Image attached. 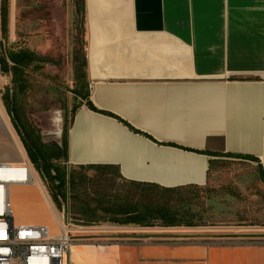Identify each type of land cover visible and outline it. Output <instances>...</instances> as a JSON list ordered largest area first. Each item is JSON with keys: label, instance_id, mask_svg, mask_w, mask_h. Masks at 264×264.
I'll return each instance as SVG.
<instances>
[{"label": "crops", "instance_id": "crops-1", "mask_svg": "<svg viewBox=\"0 0 264 264\" xmlns=\"http://www.w3.org/2000/svg\"><path fill=\"white\" fill-rule=\"evenodd\" d=\"M84 8L87 88L97 110L82 99L75 110L69 166L109 165L128 181L200 186L214 153H231L256 157L264 177V0H84ZM27 158L0 103V163ZM17 185L30 194L13 202L9 191L11 213L27 218L42 204L56 214L46 188ZM30 224L60 233L48 220L17 225ZM228 230H85L68 261L264 264L261 234Z\"/></svg>", "mask_w": 264, "mask_h": 264}, {"label": "rangeland", "instance_id": "rangeland-1", "mask_svg": "<svg viewBox=\"0 0 264 264\" xmlns=\"http://www.w3.org/2000/svg\"><path fill=\"white\" fill-rule=\"evenodd\" d=\"M3 1L7 11L6 32L1 28ZM79 3L80 0H0L2 48H27L47 58L28 68L27 73L19 78L18 86L14 85L11 73H3L0 69V103L9 116L3 96L8 89L16 87L22 113L40 131L45 141L61 140L63 129L70 125L73 108L81 102V97H75L72 88L81 85L86 88L87 77L80 80L76 72V66L81 64L85 52L84 22L77 13ZM74 168L90 176L96 174L93 169ZM114 178L109 184L112 191H135L133 185L118 175ZM46 185L44 182L47 189ZM27 194L30 193L17 184L10 186L13 202H21ZM170 198L172 202L181 201L178 204H184L183 209L190 213L193 220L192 225L174 227L189 229L196 235H212L219 229H229V233L238 234L257 233L264 241V182L254 161L218 156L211 163L204 185L183 187L171 193ZM61 202L60 208L54 203L55 208L60 215H64L65 209V219L79 231L74 232L75 235H87L85 230L131 231L144 227L102 219L78 220L67 211V201ZM29 212L27 218H23L15 209L12 210L15 223L48 220L52 223L50 229L58 231V216L46 212L42 204ZM159 223L157 221L152 226H162ZM89 233L93 235L96 232ZM98 233L110 235L113 232Z\"/></svg>", "mask_w": 264, "mask_h": 264}, {"label": "trees", "instance_id": "trees-1", "mask_svg": "<svg viewBox=\"0 0 264 264\" xmlns=\"http://www.w3.org/2000/svg\"><path fill=\"white\" fill-rule=\"evenodd\" d=\"M77 13L84 22V0H80ZM6 3L1 5V28L6 32ZM1 44V43H0ZM33 50L19 48L16 50L2 48L0 45V69L3 73H11L12 81L18 86L19 78L27 73L34 63L45 61ZM87 59L84 52L80 65L76 66L78 79L86 78ZM86 83V82H85ZM11 90V92H10ZM16 87L8 89L3 102L9 113L12 124L19 135L27 155L42 180L47 183V190L58 208L61 200L67 201L68 212L75 219L85 221L106 220L117 223H135L140 226L156 225L176 226L192 225L193 220L188 211L183 209L181 201L172 202L170 194L178 192L179 187H163L155 184L128 181L119 171L109 165L79 166L80 169H93L95 175L84 172L67 164L68 162V127L62 131L61 140L45 141L40 131L28 121L22 113L19 94ZM75 97H81L92 109L97 110L89 98V90L84 86L72 88ZM81 103L73 108L72 116ZM72 119V117H71ZM216 156H229L257 162L260 177L264 182L261 164L256 157L247 154L214 153ZM118 175L134 186L135 191H112L110 182ZM69 199L71 201H69Z\"/></svg>", "mask_w": 264, "mask_h": 264}, {"label": "built area", "instance_id": "built-area-1", "mask_svg": "<svg viewBox=\"0 0 264 264\" xmlns=\"http://www.w3.org/2000/svg\"><path fill=\"white\" fill-rule=\"evenodd\" d=\"M30 183L45 188L31 161L0 163V264H69L70 247L80 238L75 235L79 231L65 219V209L64 215L56 210L60 229L57 235H51L46 225H17L13 220L9 204L10 186Z\"/></svg>", "mask_w": 264, "mask_h": 264}]
</instances>
